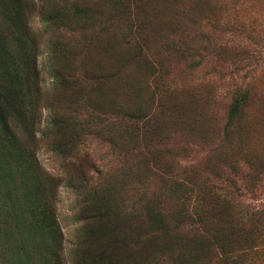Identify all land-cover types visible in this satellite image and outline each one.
Returning a JSON list of instances; mask_svg holds the SVG:
<instances>
[{
	"label": "rangeland",
	"instance_id": "1",
	"mask_svg": "<svg viewBox=\"0 0 264 264\" xmlns=\"http://www.w3.org/2000/svg\"><path fill=\"white\" fill-rule=\"evenodd\" d=\"M0 84V264H185L155 173L264 264V0H0Z\"/></svg>",
	"mask_w": 264,
	"mask_h": 264
},
{
	"label": "trees",
	"instance_id": "2",
	"mask_svg": "<svg viewBox=\"0 0 264 264\" xmlns=\"http://www.w3.org/2000/svg\"><path fill=\"white\" fill-rule=\"evenodd\" d=\"M147 59L149 65L154 68V63H151L150 60ZM1 84H0V119L6 130H10L8 116L5 115V109H7L6 104H8L7 98L4 97L3 92H1ZM7 93V90H4ZM4 97V98H3ZM239 106V105H238ZM130 128L133 133H135V137H139L138 133H141V126L139 124H131ZM157 175L156 177L161 178L169 182L172 186L176 188V191L180 194L177 202V208L179 212L178 216H174L167 212V216L161 215L159 221L156 223L161 225V228L158 230V234L156 238L163 239L165 235L174 240L173 244L176 243L184 244V246L189 247L190 252H184L185 264H237L238 256L235 254L229 244L226 241L216 240L215 237H211L209 232L203 230L199 225V217L196 216L195 213L191 211L190 206V193L193 192V185L189 182H182L178 180H171L169 178H165L162 175ZM167 201V200H165ZM165 204V202H164ZM171 210V209H170ZM257 214L252 215V217H256ZM167 218H172L173 220H169ZM152 219V218H151ZM154 220V219H152ZM151 221V220H150ZM155 221V220H154ZM173 221V222H172ZM99 221L95 223L94 230L99 228ZM89 228V227H88ZM49 233L56 234L58 233L55 225L49 226ZM92 237L97 236V233H93ZM34 237V233L32 234ZM36 246L34 247V251L38 254L44 255L48 252V264H61V257L63 254V248L60 246V242H54L53 240H48V250L45 249L46 245L41 243V241L35 240ZM172 244V245H173ZM246 249H244L245 251ZM187 257L192 259V262H188ZM98 259L88 257L87 260L80 261V264H97Z\"/></svg>",
	"mask_w": 264,
	"mask_h": 264
}]
</instances>
